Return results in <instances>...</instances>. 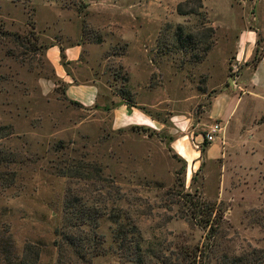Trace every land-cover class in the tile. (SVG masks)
<instances>
[{
  "label": "rangeland",
  "instance_id": "obj_1",
  "mask_svg": "<svg viewBox=\"0 0 264 264\" xmlns=\"http://www.w3.org/2000/svg\"><path fill=\"white\" fill-rule=\"evenodd\" d=\"M185 2L0 0V151L7 156L0 170L12 175L0 184V264H7L1 252L6 245L12 260H32L37 251L34 264H57L60 233L77 230L64 212L69 189L87 212L99 214L93 229L99 243L93 238L89 246L100 252L83 250L81 261L68 248L66 264H135L113 239L120 225L135 227L148 264H162L155 256L160 253L186 264L181 249L199 251L201 264H264V80L257 81L264 68L253 71L260 60L252 64L264 54V0H200L198 10V2ZM179 3L198 14H178ZM204 27H212L211 37ZM244 27L257 33L245 64L234 61L235 36ZM77 38L88 49L82 57L91 78L112 94L127 91L133 103L131 85L144 82L139 97L147 93L164 119L169 112L202 113L227 87L226 78L234 86L244 73L237 112L218 134L221 155L186 175L167 144L144 142V129L111 131L108 120H99L102 114L67 100L44 49ZM175 77L181 80L174 84ZM44 79L55 82L52 92ZM206 80L213 86L206 97L189 103L188 95L199 94ZM208 126L198 131L204 134ZM194 200L222 211L211 218L214 234L192 210Z\"/></svg>",
  "mask_w": 264,
  "mask_h": 264
},
{
  "label": "crops",
  "instance_id": "obj_2",
  "mask_svg": "<svg viewBox=\"0 0 264 264\" xmlns=\"http://www.w3.org/2000/svg\"><path fill=\"white\" fill-rule=\"evenodd\" d=\"M256 37V31L250 27L241 28L237 32L235 36V62L245 64L251 58L256 48ZM79 39L77 38L67 44L63 42L52 43L44 49V58L51 66L53 78L62 85L63 95L67 100L75 101L85 109L92 108L94 112L102 114L99 120H108L111 131L144 129L145 132H148L144 142L150 143L155 140L159 144H167L169 151L184 164L186 175L187 172H190L189 176H191L203 160H215L221 155L219 136L207 144L204 151L201 152V147L205 145V141L203 134L198 130L202 129L206 123L209 125L208 128L215 122L222 125L237 112V106L240 102L239 90L247 86L241 80L244 73L237 76L234 86L233 84L230 86L226 78L224 83L227 87L211 96L207 108L202 113H198L194 117L193 111L189 110L182 111L180 114L169 112L167 118L164 119L166 115L161 118L162 113L160 114L158 111L160 108L146 101L144 96L147 93H143L140 95L141 98L139 97V90L143 91L140 86L144 82L137 85L131 83L130 88L135 91L136 99L133 105H128L119 95L112 94L105 83H100L99 79L91 78L89 69L88 71L84 69L86 62L82 57L84 51L88 49ZM61 55L64 57L62 58ZM260 67L264 68V54L253 71H258ZM209 76L208 79L211 78L210 72ZM176 78L173 80L174 84L181 80ZM262 80L264 78L257 77V81ZM250 82L252 85L255 81L251 80ZM43 86L47 92H52L55 88V82L44 79ZM202 87L203 90L199 94L196 92L188 95L189 103L199 104L213 86L208 84V80H206Z\"/></svg>",
  "mask_w": 264,
  "mask_h": 264
},
{
  "label": "trees",
  "instance_id": "obj_3",
  "mask_svg": "<svg viewBox=\"0 0 264 264\" xmlns=\"http://www.w3.org/2000/svg\"><path fill=\"white\" fill-rule=\"evenodd\" d=\"M189 2H198L197 10L202 7L200 0H186L185 4ZM182 6L183 4L181 3L177 5L176 11L178 14H182V15L186 13L198 14L197 10L191 9L190 11H185L182 9ZM204 31L207 32L208 37H211L213 35L212 27H204ZM181 33L182 31H181V28L179 27V34ZM187 39L191 41L192 36L189 35ZM187 39L183 42L186 43ZM211 44L212 42H210L204 48V52H206L210 48ZM61 52H62V48H61ZM61 56L62 58L64 57L63 55ZM201 58L202 56L196 55L194 57V60L198 61V60H201ZM253 60L254 62H252V64L253 66H256L260 58L257 59V57H254ZM119 94H120L119 96L123 98L127 102L128 105L134 104L132 101H130V98L128 97L129 93L127 91L122 90ZM71 103L74 105L80 106V104L75 101H71ZM133 129H136V128H133ZM59 144H62V143L59 142ZM204 144L206 146L208 143L205 142ZM201 152H203L202 148H201ZM6 159H7V156L5 154H2V152L0 151V163L4 162ZM94 167L95 168L93 169V171L96 173V176H98L100 169L97 168L96 166ZM85 168L88 169L89 166H85ZM11 176L12 175L7 173V171L0 170V180H1L0 184L5 186L4 185L5 181H7L6 184L8 182H11L12 180ZM68 192H69V195H67V198L65 200L64 212L67 215V222H69V226L74 227L77 230L75 233H72V232L65 233L64 231L60 233L61 235L60 239L55 243V246L58 251L57 264H66L65 259L67 258V253L69 251L68 248H71L74 255L77 258H79L81 261L85 260V257H86L85 255L87 254L85 252H82L83 250H87L91 248L90 252H93L94 254H99L100 252L99 247L89 246V242H91L93 238L96 239L97 243H99L100 235L97 234L93 230L97 227L96 222H97V218L99 217V214L96 213L95 215V213L92 214V213L87 212L83 204L80 202L79 197H77L75 194H72V191L70 194V189L68 190ZM190 206L194 212H196L198 215L201 216L200 221L203 222V227L207 228L210 234H214L215 224H214V221H211V218L215 217L218 213L219 215H221L222 211L217 208L215 203H211V202H207L203 200H196V201L194 200L193 202L190 201ZM113 217H114L113 222L116 223L117 214L113 215ZM82 226L90 227L92 229V233H91L92 236L84 232L81 229ZM113 239L116 242H120L121 252L127 258H129V261H132L135 264H148L146 262V259L142 256V252L138 246V242L135 241V227L132 226L131 229L125 230L120 225L118 230L114 231ZM132 242H134V246H132V249H131ZM5 247L1 248V252L5 255V260L7 264H34L35 261L37 260V255H38L37 251L33 252L34 257L32 258V260L27 259L25 255L22 256L18 260H12L9 255L8 246L6 245ZM28 249H31V248L30 247H28L27 249L25 248V251H27ZM178 255L182 258V260L188 259L184 261L186 262V264H201L199 251L197 253L196 251L192 252L191 250L181 249L179 250ZM155 256L156 258H160V256L163 258V261H161L162 264H173V263L168 262L169 258H166V256L163 255L162 253L156 254Z\"/></svg>",
  "mask_w": 264,
  "mask_h": 264
},
{
  "label": "built area",
  "instance_id": "obj_4",
  "mask_svg": "<svg viewBox=\"0 0 264 264\" xmlns=\"http://www.w3.org/2000/svg\"><path fill=\"white\" fill-rule=\"evenodd\" d=\"M221 132V125L218 122L213 123L210 125L207 131L204 132L203 134V139L206 143H211L213 142L218 134Z\"/></svg>",
  "mask_w": 264,
  "mask_h": 264
}]
</instances>
